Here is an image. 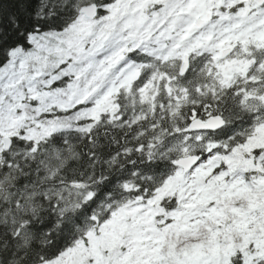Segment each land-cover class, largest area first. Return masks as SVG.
Segmentation results:
<instances>
[{
  "label": "snow or ice",
  "instance_id": "snow-or-ice-1",
  "mask_svg": "<svg viewBox=\"0 0 264 264\" xmlns=\"http://www.w3.org/2000/svg\"><path fill=\"white\" fill-rule=\"evenodd\" d=\"M0 264H264V0H0Z\"/></svg>",
  "mask_w": 264,
  "mask_h": 264
}]
</instances>
